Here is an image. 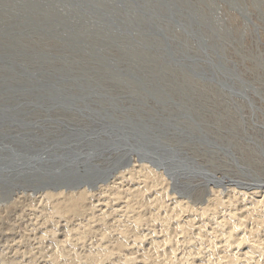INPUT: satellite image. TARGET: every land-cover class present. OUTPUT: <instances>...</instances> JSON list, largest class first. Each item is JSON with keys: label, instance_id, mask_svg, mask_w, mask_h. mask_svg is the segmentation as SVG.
Wrapping results in <instances>:
<instances>
[{"label": "rangeland", "instance_id": "rangeland-1", "mask_svg": "<svg viewBox=\"0 0 264 264\" xmlns=\"http://www.w3.org/2000/svg\"><path fill=\"white\" fill-rule=\"evenodd\" d=\"M0 105L19 119L6 127L18 135L26 131L15 125H27L39 134L28 135L34 141L69 140L83 150L137 145L184 169L198 164L212 176L264 186V0H0ZM68 116L100 128L86 131ZM107 122L130 132L118 134ZM133 162L118 175L120 186L92 193L97 210L86 208L82 220L53 218L55 200L20 189L9 175L0 185V264H91V255L121 238L118 229L104 242L89 236L93 212L128 228L134 264H221L228 246L220 222L185 212L186 231L179 209L160 211L174 236L158 247L161 224L155 240L135 223L147 164ZM179 175L180 199L208 198L201 199V179ZM23 180L31 179L16 183ZM162 195L153 187L146 197ZM107 202L121 211H105ZM237 203L239 211L251 210ZM100 264L126 263L109 256Z\"/></svg>", "mask_w": 264, "mask_h": 264}, {"label": "bare ground", "instance_id": "bare-ground-1", "mask_svg": "<svg viewBox=\"0 0 264 264\" xmlns=\"http://www.w3.org/2000/svg\"><path fill=\"white\" fill-rule=\"evenodd\" d=\"M6 106L9 107V105ZM96 110L98 113L100 112L99 109ZM61 113L58 114V116H60ZM68 117L72 121L68 120V123H75L77 126L84 128L86 131L99 130L100 128L97 123L74 116ZM107 123L112 128L117 129L116 132L118 134L126 136V134L130 132L126 124L121 128H116L111 122ZM101 140L108 141L110 138H103ZM111 140H113L115 144L116 140H114V137H112ZM18 149L21 150L18 146H12L6 151L0 150V153L4 158H6V156L9 157V159L0 162V185H8L7 180H10V172L14 171L15 168H20L19 164H14L12 161L13 157L18 154ZM135 159L136 161L147 164L145 167V174L143 176L144 181L142 182V187L139 190V193L142 196L141 203H143V213L135 218V223L151 232L155 240L161 238V234L156 231L158 228L156 225L159 223L161 224L162 233H164V235L159 241H155L154 244L156 247H158L160 243H167L170 245L174 236V232L168 227L169 217L163 216L160 211H177V209H179V227L180 229H185L186 231H189L191 227L189 226V223H185L182 219V214L187 212L190 217L192 211L202 217H206L210 225L213 221L220 222L219 229H221L223 234H225V241L228 246L227 248H224L226 252L224 258H221V264H264V186L239 185L235 182L236 180L233 181L223 177H216V175H210L206 172L205 168H202L198 164H194V167L196 168L184 169V166L173 165L163 155H159L149 149H141L137 145L119 146L110 152H100L99 154L93 153V156H90L87 162L76 163V165L79 166L77 169L79 179L75 185L67 182L71 186L66 187L67 185L65 183L61 184L64 182V179L69 180L74 177L73 173L66 168L67 171L61 172V177L54 176L55 182L59 184L56 185L58 189L40 191V193H43L41 194L43 196H40V198H42L41 200L45 199L48 201L55 200L56 205L51 210V216L53 218L67 216L81 219L82 217L87 216V212L84 213L86 208L91 207L92 210L89 211L97 210L98 206H93L97 197L93 196L92 193L95 190H98L100 185L107 186L112 184L120 186L119 184H116L120 180L118 175H123L127 169H129L127 171L129 172L132 168H134L133 161ZM44 168L48 169L49 166H45ZM73 169L76 168H72L71 170ZM176 171L178 175L174 174ZM186 172L193 173V175H195L194 177H186L202 180L204 185L202 186L206 192L203 193L201 199H205V197L209 195L205 201L196 203L191 201L186 202L185 200L180 199L181 195L177 193V189L180 187L179 181L181 179L179 174ZM196 172H198L202 177L198 176V173L196 174ZM18 177L19 180L25 178L31 179V176L28 173L19 174ZM13 182L15 183V186L24 190L32 189V186L34 185L35 187H38L46 183L45 180L41 182H34L33 180H23L20 181V183H16L15 181ZM30 186L31 188H29ZM104 186H101L100 190ZM153 187H159L163 190L162 197L153 199L146 197L150 189ZM43 188L44 187L41 189ZM170 188L171 193L169 192ZM108 189L114 188L108 186ZM48 191L54 192L48 193ZM57 191H59V193ZM173 192H176L179 195V199L175 197L172 198V194H174ZM29 196L34 199L36 198L35 195ZM97 202L101 201L98 200ZM237 202H243L246 206H249L251 210L245 211L244 206V210L239 211L237 209ZM190 204H192V207ZM105 205L110 208L105 211H121V209L114 207L115 205L113 206L112 202H107ZM230 207L232 208V211H224V209ZM106 209H108V207ZM98 211H102V209H99ZM152 211H157V213ZM92 214L91 220L87 223L85 222V227L87 228L86 231L89 232V236L93 233H97V235L104 242L109 240V237L106 236V232L108 230L118 229L121 238L115 240L117 241L116 244L111 242L105 243L104 248L97 250V253L95 252L94 255H91V264L103 263L108 260L109 256H118L121 260H124L126 264H134L135 259L132 257L133 254L130 253L131 249L129 248V244L126 243L128 238V228H124L122 226L123 224H120L117 221H107L105 213H99V216H95L97 215V212H93ZM95 223L98 225L97 229L94 228ZM215 231L216 230L211 229L212 233H215ZM157 235L158 237H156ZM208 236L209 234L206 233L202 239L206 241L208 240ZM140 239L141 241L143 240V242L146 240L144 231L141 233ZM185 241L190 244L192 240L190 238H185ZM233 245L236 246L235 250L230 249ZM244 249L247 251L244 252ZM171 252L173 251L171 250ZM244 258L245 262L243 263ZM65 263L68 264L69 261L66 260ZM53 264L58 263L54 262Z\"/></svg>", "mask_w": 264, "mask_h": 264}, {"label": "water", "instance_id": "water-1", "mask_svg": "<svg viewBox=\"0 0 264 264\" xmlns=\"http://www.w3.org/2000/svg\"><path fill=\"white\" fill-rule=\"evenodd\" d=\"M12 111H14V108L12 107L6 106L4 109L0 108V150L6 151L12 146L19 147L16 142H22L20 147L21 150L18 149V154L12 159L14 164L20 165V168H15V170L10 172L9 175L16 177L12 182L19 180V174L26 173L31 176V180L34 182L45 180L46 183L42 186H36L29 189L33 193H38L47 189H58L56 185L59 184L55 182L54 176L61 177V172L67 171L66 168L73 173L74 177L69 180L64 179V182L61 184L65 183L67 185L66 187L71 186L67 182L75 185L79 179V175L77 174L79 166H77L76 163L87 162L88 158L93 156V153L99 154L100 152H110L116 149L110 150V148H108L102 150L101 148H91L83 150L80 144H77L76 142L69 140H50L44 136H41L40 140L34 141L33 139L28 138V135L39 136V134H36L30 127L24 124L15 125V127L19 130L24 129L26 132L15 135L12 130L14 129L13 127H6V125H10V121H12L11 124L19 122V119L15 116L13 119L10 117L9 113ZM7 159H9L8 156L4 158L0 153V162ZM45 166H49V168L45 169ZM72 168L76 169L71 170ZM42 187L44 188L41 189Z\"/></svg>", "mask_w": 264, "mask_h": 264}]
</instances>
